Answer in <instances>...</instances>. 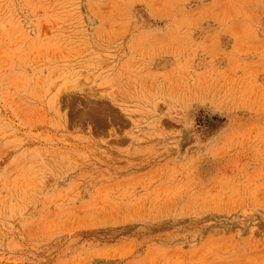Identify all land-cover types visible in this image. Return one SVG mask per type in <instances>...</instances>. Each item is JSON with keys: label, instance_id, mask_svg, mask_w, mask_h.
<instances>
[{"label": "rangeland", "instance_id": "1", "mask_svg": "<svg viewBox=\"0 0 264 264\" xmlns=\"http://www.w3.org/2000/svg\"><path fill=\"white\" fill-rule=\"evenodd\" d=\"M0 264H264V0H0Z\"/></svg>", "mask_w": 264, "mask_h": 264}]
</instances>
